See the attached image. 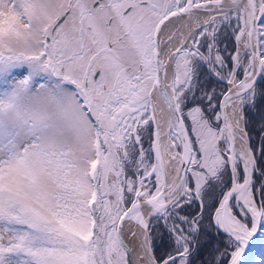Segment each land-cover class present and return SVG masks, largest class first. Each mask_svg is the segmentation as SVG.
Masks as SVG:
<instances>
[{
  "label": "snow or ice",
  "instance_id": "obj_1",
  "mask_svg": "<svg viewBox=\"0 0 264 264\" xmlns=\"http://www.w3.org/2000/svg\"><path fill=\"white\" fill-rule=\"evenodd\" d=\"M0 264H264V0H0Z\"/></svg>",
  "mask_w": 264,
  "mask_h": 264
}]
</instances>
